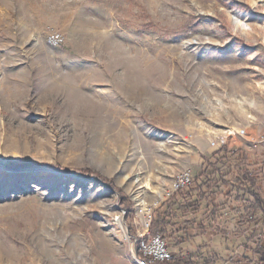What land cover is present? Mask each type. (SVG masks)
Here are the masks:
<instances>
[{"label": "rangeland", "instance_id": "1", "mask_svg": "<svg viewBox=\"0 0 264 264\" xmlns=\"http://www.w3.org/2000/svg\"><path fill=\"white\" fill-rule=\"evenodd\" d=\"M261 135L264 0H0V264H136L176 175Z\"/></svg>", "mask_w": 264, "mask_h": 264}, {"label": "trees", "instance_id": "2", "mask_svg": "<svg viewBox=\"0 0 264 264\" xmlns=\"http://www.w3.org/2000/svg\"><path fill=\"white\" fill-rule=\"evenodd\" d=\"M261 165H258V163ZM264 176V154H248L243 149H227L221 146L203 158L200 173L192 182L176 189L151 211L148 232L158 235L168 249L183 253L181 244L196 235H203L214 228L218 233L220 223L235 221L237 228L243 225L261 224L264 240V195L259 180ZM127 219H133L132 209L126 207ZM262 214L257 217V212ZM130 231L133 230L132 225ZM132 234L133 231L131 232ZM253 234H247L246 240ZM187 255L175 259L172 264H216L221 256L197 246ZM258 256H245L253 264H264V244L256 242Z\"/></svg>", "mask_w": 264, "mask_h": 264}, {"label": "built area", "instance_id": "3", "mask_svg": "<svg viewBox=\"0 0 264 264\" xmlns=\"http://www.w3.org/2000/svg\"><path fill=\"white\" fill-rule=\"evenodd\" d=\"M62 41V34L59 32H52L48 35V42L51 44H59ZM239 134H243L245 132L244 128H240L237 131ZM216 142L219 144L225 143L224 137H220L219 140L211 141L212 145H215ZM257 142L262 146V151L264 152V135H261ZM194 176L189 169H185L176 175V178L172 184V191L180 187H184L190 184L193 180ZM168 194H171L168 192ZM124 210L121 211L120 214L116 216V219L119 221V216L123 219ZM151 219V214L149 217V221L146 222V226L149 228V223ZM124 223V222H123ZM124 238L126 240L133 239L135 252L133 253L136 264H172V262L181 258L184 255L188 254V251H185L181 254H175L171 252L167 243L164 239H162L158 235H150L148 233L147 238H140L136 235V233L132 234L126 231ZM182 264V263H177Z\"/></svg>", "mask_w": 264, "mask_h": 264}, {"label": "crops", "instance_id": "4", "mask_svg": "<svg viewBox=\"0 0 264 264\" xmlns=\"http://www.w3.org/2000/svg\"><path fill=\"white\" fill-rule=\"evenodd\" d=\"M262 154V153H261ZM264 154V153H263ZM258 165H261L258 163ZM201 171V164L199 166V168L195 169L193 171V176H197ZM259 187H260V191L261 193L264 195V176H262L258 182ZM262 214L261 211L257 212V217H259ZM231 225V226H230ZM227 226L232 228H235L236 230H240L243 229L245 232L246 230L249 231V234H253L252 238L249 240L245 239V236L248 234L246 233V235L244 233L239 234L238 236L234 237V238H229V237H224V236H219L222 238H229L231 240H238L237 243H235V245L233 246V248L231 249L230 253L224 257H221V259H219L216 264H253V263H249L247 262V260H245V256H258V254L254 251V246L256 244V242L261 241V244H264V240L263 238L261 239V235H260V229L258 228V224L254 225L251 224L249 225H243L241 227H239L240 229L237 228L236 222L235 221H230L229 223H227ZM203 236H206L207 239H212L214 237H217V232L211 230V229H207V231L203 234ZM256 237H258L259 239H256ZM203 246V245H202Z\"/></svg>", "mask_w": 264, "mask_h": 264}, {"label": "bare ground", "instance_id": "5", "mask_svg": "<svg viewBox=\"0 0 264 264\" xmlns=\"http://www.w3.org/2000/svg\"><path fill=\"white\" fill-rule=\"evenodd\" d=\"M234 22H235V24H236V26H241V25H243V21H241V19L240 18H238V17H234ZM239 103H242L241 101H239ZM228 133H230L231 131L230 130H226ZM225 131V132H226ZM224 134V133H223ZM223 137H224V135H223ZM74 177H77V178H81V175H78V174H74L73 175ZM146 184V186H149V183H148V181L145 183ZM158 193L159 194H161V191H158ZM168 193V191L166 192V194ZM123 219H122V217L121 216H119V224L121 225V227L123 228V230H124V223H123V221H122Z\"/></svg>", "mask_w": 264, "mask_h": 264}]
</instances>
